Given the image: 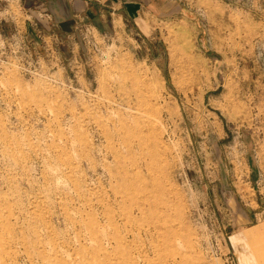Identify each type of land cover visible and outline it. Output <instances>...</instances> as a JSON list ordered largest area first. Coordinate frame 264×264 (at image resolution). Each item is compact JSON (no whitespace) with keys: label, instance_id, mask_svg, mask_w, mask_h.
I'll return each instance as SVG.
<instances>
[{"label":"rangeland","instance_id":"obj_1","mask_svg":"<svg viewBox=\"0 0 264 264\" xmlns=\"http://www.w3.org/2000/svg\"><path fill=\"white\" fill-rule=\"evenodd\" d=\"M19 1L0 0V264H264V0L62 32Z\"/></svg>","mask_w":264,"mask_h":264},{"label":"crops","instance_id":"obj_2","mask_svg":"<svg viewBox=\"0 0 264 264\" xmlns=\"http://www.w3.org/2000/svg\"><path fill=\"white\" fill-rule=\"evenodd\" d=\"M23 10H42L50 13L53 19L46 25L57 26L60 32L63 28H70V23L77 12L91 14L92 11L100 14L108 12L109 15L129 16L134 4L142 6L143 0H20ZM97 15V14H96ZM54 23V24H53ZM63 27V28H62Z\"/></svg>","mask_w":264,"mask_h":264}]
</instances>
